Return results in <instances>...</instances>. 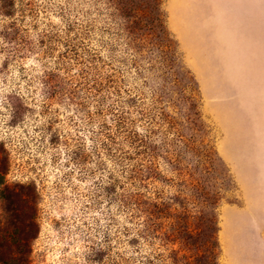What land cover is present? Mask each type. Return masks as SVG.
Returning a JSON list of instances; mask_svg holds the SVG:
<instances>
[{
	"label": "rangeland",
	"instance_id": "374dc122",
	"mask_svg": "<svg viewBox=\"0 0 264 264\" xmlns=\"http://www.w3.org/2000/svg\"><path fill=\"white\" fill-rule=\"evenodd\" d=\"M16 3L34 49L0 52L8 264H207L213 232L217 264H264V0ZM129 132L158 173L141 189L188 226L174 243L119 209Z\"/></svg>",
	"mask_w": 264,
	"mask_h": 264
},
{
	"label": "trees",
	"instance_id": "16d2710c",
	"mask_svg": "<svg viewBox=\"0 0 264 264\" xmlns=\"http://www.w3.org/2000/svg\"><path fill=\"white\" fill-rule=\"evenodd\" d=\"M32 8L17 6L16 0H0V39L4 43L0 46V52L4 54H25L32 52L34 45L27 36V31L21 28L24 19L27 15H31ZM44 36V35H43ZM42 36V37H43ZM39 43L45 44L44 40H39ZM49 50L53 48L49 45ZM49 50L45 52H49ZM126 138L133 140L138 155L142 158V162L127 164L122 167V173L127 180L121 186V191L118 193L119 209L126 214L129 219H133V229L139 239L146 244H151L152 240H158L159 245L163 246L168 242L174 243L182 231L185 230L183 222L178 214L174 212L173 217L169 215L167 202L160 196L151 198L146 194L148 183L145 182L150 176L158 174L153 167V162L149 159L144 138H138L137 134L128 133ZM125 157H121L124 159ZM126 159V158H125ZM5 156H0V190L6 188L4 184V173L6 170ZM140 244V241L138 242ZM216 237L214 232L207 239L206 251L207 264H217L216 259ZM2 247L0 244V264H8L14 260L4 258L2 255ZM145 259L146 256H144ZM180 257L177 255L173 258L174 264H179ZM16 264H29V256L24 254L19 258Z\"/></svg>",
	"mask_w": 264,
	"mask_h": 264
}]
</instances>
